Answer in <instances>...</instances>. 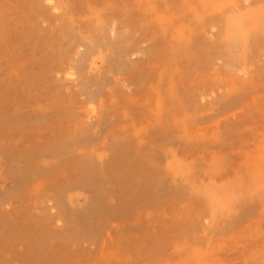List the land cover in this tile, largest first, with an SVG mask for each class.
Returning a JSON list of instances; mask_svg holds the SVG:
<instances>
[{
	"label": "rangeland",
	"instance_id": "rangeland-1",
	"mask_svg": "<svg viewBox=\"0 0 264 264\" xmlns=\"http://www.w3.org/2000/svg\"><path fill=\"white\" fill-rule=\"evenodd\" d=\"M0 264H264V0H0Z\"/></svg>",
	"mask_w": 264,
	"mask_h": 264
}]
</instances>
